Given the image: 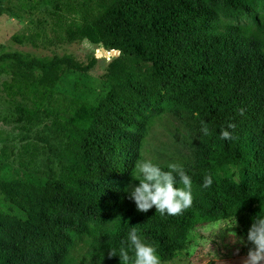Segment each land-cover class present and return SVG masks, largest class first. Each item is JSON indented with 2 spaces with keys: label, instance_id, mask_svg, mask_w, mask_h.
Wrapping results in <instances>:
<instances>
[{
  "label": "trees",
  "instance_id": "16d2710c",
  "mask_svg": "<svg viewBox=\"0 0 264 264\" xmlns=\"http://www.w3.org/2000/svg\"><path fill=\"white\" fill-rule=\"evenodd\" d=\"M50 0H0V15L22 18ZM55 40H86L111 56L101 93L91 103L61 105L52 88L66 71L85 74L70 56L25 59L0 55L7 96L20 95L31 108L17 121L43 115L65 142L58 173L42 176L30 162L20 179L0 170V264H73L69 255L82 239L100 250L80 263L119 264L108 252L126 243L135 227L155 247L162 263L175 259L192 231L233 220L246 237L264 216V0H52ZM249 16L251 22L216 30V18ZM47 31L14 35L11 42L39 47ZM26 80L20 84L15 78ZM166 108L195 136L184 171L192 179V203L181 213L137 211L126 184L148 135L150 114ZM233 123V139L218 132ZM202 125L209 135L200 132ZM165 168L166 167H162ZM211 178L202 187L204 177ZM182 187V185H177ZM89 257V258H86Z\"/></svg>",
  "mask_w": 264,
  "mask_h": 264
},
{
  "label": "rangeland",
  "instance_id": "374dc122",
  "mask_svg": "<svg viewBox=\"0 0 264 264\" xmlns=\"http://www.w3.org/2000/svg\"><path fill=\"white\" fill-rule=\"evenodd\" d=\"M42 3L35 10L22 18L9 14L0 15V55L20 53L25 59H51L70 56L76 61L87 64L96 59L91 70L82 74L66 71L52 88L56 102L61 105H79L93 102L101 93V79L105 73L110 56L104 57L100 49L86 40L71 44L55 40L50 30L51 2ZM251 22L249 16L239 15L233 19L216 18V30L223 32L228 25H243ZM47 31L46 39L52 43L42 42L39 47L29 44L18 45L11 42L14 35ZM0 74V170L7 171L10 180L20 179V165L31 163L33 171L46 175L48 169L58 173L60 163L65 161L63 149L65 142L61 134L43 115L27 116L18 122V109L31 108V101L20 95L7 96L3 90L4 83H10L11 70ZM20 84L26 82L20 76L15 77ZM195 146V136L183 123L174 117L166 108H159L150 114L148 135L145 139L141 160L151 159L161 167L168 163L184 165L191 161ZM135 185L130 181L127 190ZM195 189L192 188V195ZM155 209V208H153ZM243 237L238 232V225L233 220L217 221L196 227L185 243L183 251L172 261L161 264H245L247 252L251 247L246 241L237 243L231 237ZM107 240H100L94 247L86 239L77 242L69 252L73 264H81L80 258L90 252L99 251ZM89 258V257H86ZM94 264V262H83ZM105 264H112L106 258Z\"/></svg>",
  "mask_w": 264,
  "mask_h": 264
},
{
  "label": "clouds",
  "instance_id": "9594fccd",
  "mask_svg": "<svg viewBox=\"0 0 264 264\" xmlns=\"http://www.w3.org/2000/svg\"><path fill=\"white\" fill-rule=\"evenodd\" d=\"M233 123L227 124V128L218 132L221 140L233 139L230 129H235ZM200 132L207 136L209 129L202 125ZM137 183L128 190V198L135 204L137 211L147 212L155 208V212L161 215H177L192 203V179L184 171L183 165L168 163L166 169L151 159L140 160L135 164V180ZM211 178L204 177L202 187H208ZM177 185H182L179 187ZM231 237L237 243L245 241L251 245L247 252L245 264H264V216L255 217L248 228L246 237H237L231 232ZM108 255L119 258V264H161L160 257L155 247L146 243L135 227H131L127 234L126 243L116 250L108 252Z\"/></svg>",
  "mask_w": 264,
  "mask_h": 264
},
{
  "label": "water",
  "instance_id": "95a60500",
  "mask_svg": "<svg viewBox=\"0 0 264 264\" xmlns=\"http://www.w3.org/2000/svg\"><path fill=\"white\" fill-rule=\"evenodd\" d=\"M100 51H101V53H102V55L104 57H107V56H110L111 57V56H117L118 55V52H115L113 50H111L110 52H107L104 49H101Z\"/></svg>",
  "mask_w": 264,
  "mask_h": 264
}]
</instances>
